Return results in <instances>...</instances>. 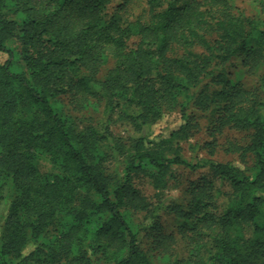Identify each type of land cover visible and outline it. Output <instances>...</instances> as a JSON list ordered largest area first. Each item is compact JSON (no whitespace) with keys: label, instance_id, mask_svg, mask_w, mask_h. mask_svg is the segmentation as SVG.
I'll list each match as a JSON object with an SVG mask.
<instances>
[{"label":"trees","instance_id":"trees-1","mask_svg":"<svg viewBox=\"0 0 264 264\" xmlns=\"http://www.w3.org/2000/svg\"><path fill=\"white\" fill-rule=\"evenodd\" d=\"M116 1L118 12L109 16ZM137 1L0 0V56H7L0 63V221L7 189L13 191L0 239V264L23 257L29 233L37 247L23 264H93L92 258L150 264L138 243L140 226L131 219L150 211L135 184L146 173L142 163L158 172L157 190L167 189L173 167L198 166L178 155L165 156L160 142L143 138L124 181L111 187L94 162L93 133H78L54 104L69 93L87 98L109 57L115 66L101 80L108 107L124 100L141 110L147 124L161 115L165 104L172 107L185 98L194 100L196 110L217 114L220 131L232 127L250 133L246 152L253 157L254 175L228 164H209L231 189L226 212L219 218L209 213L210 202L203 200L209 193L198 186L190 210L176 213L195 220L194 231L204 225L221 231L193 264H264L262 102L256 91L227 80L224 71L237 58L264 80V26L234 15L229 0H148L149 22L123 26L121 12ZM11 12L19 21L8 18ZM135 36L140 43L130 49ZM13 41L20 51L10 46ZM220 68L221 80L215 84L223 83L221 87L200 90ZM193 122L190 118L186 126ZM44 154L60 173L41 174L38 160ZM248 227L251 236L246 235ZM159 239L166 244L172 236Z\"/></svg>","mask_w":264,"mask_h":264},{"label":"rangeland","instance_id":"rangeland-1","mask_svg":"<svg viewBox=\"0 0 264 264\" xmlns=\"http://www.w3.org/2000/svg\"><path fill=\"white\" fill-rule=\"evenodd\" d=\"M147 1L139 0L130 5L127 11L121 12L122 25L138 26L139 23H148L151 14ZM119 5V1H116L109 6V16L118 12ZM229 5L234 15L256 19L264 26L263 0H229ZM7 16L19 21V15H14L13 12ZM140 40V36L133 37L128 42L129 48H136ZM10 46L20 51L18 42H10ZM6 60L7 56H0V63ZM114 66L115 61L109 57L98 75V81L91 84L87 98H83L81 93H69L54 101L55 108L71 121L78 133H93L92 138L97 140L94 162L100 165L112 188L124 181L126 169L136 157L135 147L143 138L147 143L160 142L165 156L173 158L178 155L191 166H198L197 169L189 166L173 167L167 176V189L157 190L154 177L158 172L146 162L142 163L146 173L136 179L135 184L147 200L150 211L133 214L131 218L133 224L140 226L138 243L148 256L150 264H193L200 250L204 252V246L210 248L213 238L221 234V231L208 225L199 226L194 231L196 221L183 219L176 211L179 208L189 211L193 189L204 186L209 193L203 199L204 202H210L209 213L219 218L226 212L233 200L231 189L228 183L215 176L209 164H228L243 175H254L253 157L246 152L251 141L250 133L232 127L220 131L217 114L198 111L193 104L194 100L190 102L185 98H178L172 107L165 104L161 115L147 124H143L141 110L124 100L118 99L112 107H108L103 99L101 80ZM220 71L221 68L206 79L199 89L207 86L211 90L219 89L223 83L218 87L215 83L221 80L217 77ZM224 71L227 80L257 92L262 102L260 115L264 118V80L253 74L237 58L229 62ZM190 118H194L195 122L187 127ZM239 148L241 150L237 151ZM38 167L43 176L52 177L61 172L47 154L39 157ZM11 194L13 191L8 188L0 221V239L4 219L12 202ZM251 234L252 228L248 227L246 235ZM161 236H172V240L162 244L159 239ZM1 245L0 240V249ZM36 247L37 244L29 233L27 245L22 251L23 257L20 260L8 259V264H23ZM92 260L93 264H110L98 258Z\"/></svg>","mask_w":264,"mask_h":264}]
</instances>
